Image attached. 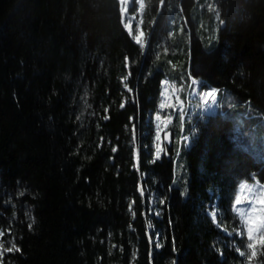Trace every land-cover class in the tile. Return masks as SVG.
I'll list each match as a JSON object with an SVG mask.
<instances>
[{
  "label": "trees",
  "instance_id": "trees-1",
  "mask_svg": "<svg viewBox=\"0 0 264 264\" xmlns=\"http://www.w3.org/2000/svg\"><path fill=\"white\" fill-rule=\"evenodd\" d=\"M214 4L144 0V47L119 0H0V264H243L232 204L264 183L241 137L264 138V0ZM192 78L232 106L177 116L189 143L154 157L162 82Z\"/></svg>",
  "mask_w": 264,
  "mask_h": 264
},
{
  "label": "rangeland",
  "instance_id": "rangeland-1",
  "mask_svg": "<svg viewBox=\"0 0 264 264\" xmlns=\"http://www.w3.org/2000/svg\"><path fill=\"white\" fill-rule=\"evenodd\" d=\"M123 23L127 31L132 38L146 47L149 34L142 29L141 20L144 9V0H119ZM208 7L215 12L216 7L214 0H207ZM196 81L193 85L192 82ZM212 88L210 86H201L199 79H190L189 85L184 88L182 85L165 79L162 82L161 97L158 104L157 111L152 115V121L154 123V136H153V149L154 157L157 156V145H159V156L165 148L166 143L170 141L178 140V143L188 144L190 137L185 136L182 128L179 130L178 135L175 136L173 129L175 128L174 120L178 116L183 122L184 119H192L194 117H201L202 114L216 110L217 108L232 106V100L228 94L217 91L216 99L212 101L209 97L207 105L205 101L201 99V94L210 92ZM164 107H161V105ZM157 115L160 116V120H157ZM159 130L160 140H156V134ZM187 137V140L184 138ZM246 143V149L249 150L257 159L264 160V138H260L254 131H251L248 135L241 136ZM237 198L241 203L237 204ZM151 201V198H150ZM255 205L254 208H250L251 205ZM150 202V207L152 206ZM233 211L239 218V223L235 227V233L239 239V243H236L237 251L241 257H243V264H261L258 260L260 254L264 256L262 246L264 243V230L257 231L259 222L264 219V183H259L256 180H241L238 184L235 198L232 204ZM236 208L245 212L247 219L253 226V240L248 239V228L243 226L241 216L236 212ZM152 211V208H151ZM212 220H216L215 207L210 208L207 211ZM215 215V218L213 216ZM224 230V229H223ZM227 231V230H225ZM249 243L253 244V248L249 249L247 246ZM244 253V255H241ZM253 253H255L253 255ZM249 257H251L249 259Z\"/></svg>",
  "mask_w": 264,
  "mask_h": 264
},
{
  "label": "snow or ice",
  "instance_id": "snow-or-ice-1",
  "mask_svg": "<svg viewBox=\"0 0 264 264\" xmlns=\"http://www.w3.org/2000/svg\"><path fill=\"white\" fill-rule=\"evenodd\" d=\"M192 84L195 85V84H196V81H193ZM217 91H218L217 89H212L210 92H206V93L201 94V99H203V100L205 101V105H207V101H208V98H209V97L212 99V101H215V99H216V92H217ZM161 107H164V105L162 104ZM156 119H157V120H160V116L157 115ZM184 139L187 140V137H185ZM156 140H157V141L160 140L159 130L157 131V134H156ZM113 151L115 152L116 149L113 148ZM157 156H159V145H157ZM141 194L143 195V190L141 191ZM163 202H164V201H161V203H163ZM236 203H237V204H240V203H241V201H240L239 198H237ZM130 207H131V205H130ZM254 207H255L254 204L250 206V208H254ZM235 210H236V212L241 216L243 226H246V227L248 228V239H249L250 241H252V240H253V226L251 225V223H250L249 220L247 219L245 212L241 211L239 208H236ZM261 212H264V209H261ZM213 218H215V215L213 216ZM31 226H32V225H29L30 228H31ZM256 230H257V231H262V230H264V219H262V220L259 222V225H258V227H257ZM262 243H264V241H262ZM247 247H248L249 249H251V248H253V244H252V243H249ZM13 250H17V251H18L19 249L16 248V246L13 244V246L7 248L6 251H7V252H12ZM254 254H255V253H253V255H254ZM2 255H3V253L0 252V256H2ZM241 255H244V253H241ZM250 258H251V257H249V259H250Z\"/></svg>",
  "mask_w": 264,
  "mask_h": 264
},
{
  "label": "bare ground",
  "instance_id": "bare-ground-1",
  "mask_svg": "<svg viewBox=\"0 0 264 264\" xmlns=\"http://www.w3.org/2000/svg\"><path fill=\"white\" fill-rule=\"evenodd\" d=\"M173 43V42H172Z\"/></svg>",
  "mask_w": 264,
  "mask_h": 264
}]
</instances>
